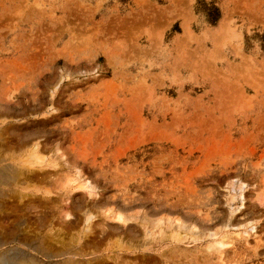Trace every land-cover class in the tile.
Returning a JSON list of instances; mask_svg holds the SVG:
<instances>
[{
	"label": "rangeland",
	"instance_id": "rangeland-1",
	"mask_svg": "<svg viewBox=\"0 0 264 264\" xmlns=\"http://www.w3.org/2000/svg\"><path fill=\"white\" fill-rule=\"evenodd\" d=\"M0 179V256L264 264V0H0Z\"/></svg>",
	"mask_w": 264,
	"mask_h": 264
},
{
	"label": "bare ground",
	"instance_id": "bare-ground-1",
	"mask_svg": "<svg viewBox=\"0 0 264 264\" xmlns=\"http://www.w3.org/2000/svg\"><path fill=\"white\" fill-rule=\"evenodd\" d=\"M7 176H8V174H7ZM7 176H6V178L8 179ZM1 184H2V182H1ZM117 221H120L121 222L122 221V217L121 216H118L117 217ZM19 245H21L22 247H16L15 246V247L10 248L6 253H3L4 255H1L0 256V264H43L39 260H37V258L35 257V254H42L47 259H52V258H57V256L52 255V254H75L74 252H76V250L74 252H72V251L70 252L69 250H67V251L66 250L65 251H63V250L61 251L60 250V251H57V252L52 253V252H50L51 248H50V250L47 248L46 250H48V251H45L44 249H42L43 246L41 247V244L38 245L35 240H32V241L24 240L23 243H20L19 242ZM215 246H216L215 248H217L215 251H218V250H221L224 247H226L227 244L225 243L224 240H221V241L217 242L215 244ZM6 254H11V255L8 257ZM17 256H21L22 259H20V257H17ZM62 256H64V255H62ZM62 263L65 264L66 263V260H63Z\"/></svg>",
	"mask_w": 264,
	"mask_h": 264
}]
</instances>
